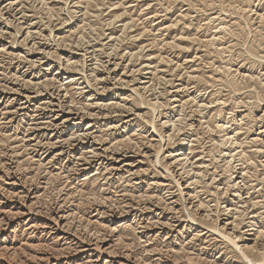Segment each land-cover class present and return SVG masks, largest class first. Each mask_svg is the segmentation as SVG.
Instances as JSON below:
<instances>
[{
	"label": "rangeland",
	"instance_id": "374dc122",
	"mask_svg": "<svg viewBox=\"0 0 264 264\" xmlns=\"http://www.w3.org/2000/svg\"><path fill=\"white\" fill-rule=\"evenodd\" d=\"M12 89L35 91L36 102L23 117L5 113L18 108L12 100L16 95H8L0 109V211L9 196L20 197L22 192L31 194V202L47 217H54L67 202L65 229L69 224L70 231L86 237L94 231L109 233V219L95 217L97 209L123 207L145 188L163 199L178 197L183 210L186 173L178 176L181 166L167 155L172 150L188 153L193 139L198 151L194 160L202 152L216 158L222 142L241 151L247 192L264 200V0H0V92ZM98 94L114 104L95 107ZM206 104L211 106L204 109ZM64 106L81 110L85 127L80 129L92 124L93 135L110 147L99 170H75L74 156H91L87 144L79 153L81 145L64 144L61 158L49 160L54 152L49 144L54 140L50 114ZM226 136L231 140L223 141ZM144 147L149 156L143 164L146 175L136 180L138 189L125 187L119 174L105 171L111 149L139 152ZM152 178L167 186L148 189ZM126 192L131 196H123ZM223 195L217 198L222 207L230 199L223 200ZM215 219L207 222L212 230L208 239L220 226ZM18 222L0 220L2 249H16L14 253L23 257L37 253L34 246L42 251L49 247L63 257L66 242L54 241L42 229L33 237ZM122 229L131 251L145 258V239ZM157 246H162L160 240L151 247Z\"/></svg>",
	"mask_w": 264,
	"mask_h": 264
},
{
	"label": "bare ground",
	"instance_id": "6f19581e",
	"mask_svg": "<svg viewBox=\"0 0 264 264\" xmlns=\"http://www.w3.org/2000/svg\"><path fill=\"white\" fill-rule=\"evenodd\" d=\"M67 78L69 77H66L65 79ZM103 78L105 77H102V79ZM145 78H147L146 75L143 79ZM123 86L121 85V87ZM92 87L93 85H90V88ZM106 88L104 90L102 89L103 93L108 91V89ZM146 88L147 85L144 87V89ZM150 89L151 88H149V90ZM132 90L134 91V93H136L137 91L135 88H133ZM35 93L36 92L32 91L31 89L29 92L28 91L16 92V89H12L11 92L8 91L0 92V109L5 102V99L8 98V95H11L12 97L13 95H16L14 98H12V100L14 101L16 100V102H18V108H16L14 111L9 110L8 112L5 113L6 115H10V116L13 114H20V116L22 115L23 117V115H26V112L32 107V103L35 100L34 99ZM11 96H9L10 99ZM104 98L105 97L103 95L98 94V98H97L98 102L96 101L95 107L97 106L99 108H105L111 104H114L113 102L112 103L108 102ZM50 104L52 107H56L53 101L50 102ZM210 106H207L206 104L203 105V108L207 109ZM75 110H76L75 107L64 106L61 108L58 107V109L51 111L52 114L50 115L52 119L50 120V122L52 123L51 124L52 128L50 130L53 133L51 137L52 138L54 137V140L55 139L56 140L55 141L53 140V142L49 143L52 145L53 147L52 149L54 150V152L52 153L53 155L51 154L52 156L49 160L53 162V160L56 161L61 158L65 150L64 148L61 149L60 147L63 146L64 144H67V146H72V147L81 145L80 147H78V149L76 148L77 150H79L78 153L82 150H85L84 148L85 145L87 144V146L90 147L91 156L89 155L88 157H85L83 153H80L79 156H76L77 158H75L74 156V159H76L75 170H77L78 172L85 171L86 173L92 171L95 168L99 170L102 163L99 161H104L105 159L103 158L105 157L104 153H106L110 149V147L106 146L108 145L107 142L100 141L97 138L98 136L93 135V132L91 131L93 127L92 124H88V126L85 129H80L83 126L84 118L83 115H81L82 112L80 113L81 110L80 111L79 109H77L78 111ZM37 113H38V109H37ZM78 119H80V121H78ZM94 119L95 118H91V120ZM130 120L132 121V119ZM83 127H85V125ZM41 130L42 129L40 128L35 129V131H41ZM67 135L69 136L66 137ZM228 139L231 140V137L226 136L223 139V141L226 142L228 141ZM191 142H190L191 145H189L188 147L189 150L188 153H185L186 151L175 152L174 150H172L173 152L167 155V159H169V161H171L172 164H179L181 166V168L176 172L178 176L183 178L182 175L186 173L185 175L186 178H183L182 180L183 183L181 184V190L184 196L183 197L184 206H185V208H183L184 211L182 210V205L179 203L178 197L177 199H175L176 197L168 196L165 197L166 199H163V197L160 198L156 194H153V192L148 193L149 191L148 190L146 191L145 187H144L145 190H143L142 189L143 187L140 186L142 192H138V193L136 192L137 194H134L132 196L128 195L129 193L127 192L125 194L123 193L124 194L123 196L125 195L131 196L129 198V201H126L123 207L115 208L116 206L115 207L105 206L103 208L97 209L98 213L95 215V217L98 216V218H105L104 220L109 219L107 221L110 223L109 233L94 231V232L86 233L87 236L85 237L80 232L74 233L73 229L72 231H70L69 224L67 225L68 227H66L65 229L66 222L70 217V213H69L70 206L69 207L67 206V202H63L62 204H60L59 207L57 206L58 207V208L56 207L57 209L54 208L55 207L54 206L53 208L54 210L56 209V215L54 217L53 216L47 217L46 214L42 213L38 208L35 207L33 202H31L33 196L31 197V194H29L28 192H22L23 194L22 195L20 194V197L18 195L9 196L8 198L9 200L7 199L8 201L4 203H2L3 201L1 202L4 208H2L3 209L2 211H0V217H1L0 220L6 222L9 218H11L13 221L22 222L21 223L22 226L25 224V226H27V229L30 230L33 237L39 233L40 229H42L43 231H45L47 236L52 237L54 241H63L62 242L63 244L64 242H66V245L64 244V246L62 247L63 252L61 256L63 257H60L58 253H55L54 250H52L49 247L46 248L47 251H42V248H37L36 246H34L35 250H37V253L23 257L17 255V253L16 254L14 253L16 252V249L7 250L4 248L2 249L0 247V264H264V227H261V225H264V200H258V199L255 200V198L249 192H247V190L249 189V185L247 182L248 180L246 181L244 178L245 173L241 172L242 169L244 170L243 167L246 162L241 156V151L238 152L236 151V149L232 148L231 145L226 146L227 144H224L222 142L218 144L219 152L216 158L214 159L212 157L210 158V156L207 153L200 152L201 153L200 156L197 157V159L195 158L194 160L193 159L194 155L198 151L193 149L195 146L194 145L195 140L193 139ZM140 149L141 150L139 152H133L130 149L115 150V153L114 150L111 149L110 150L111 153L109 154L113 156L110 157L109 155L108 161H111V163L108 165L106 163L105 171L109 172L110 175L112 173L119 174L121 182L125 183L122 185H124L125 187L132 188V185H135L136 189H138L139 186L137 187L138 182H136V180H139V178H142L144 177V175H146V168H144L143 164L145 161L144 160L145 156H149L147 154L149 151L147 150V147ZM43 153H47L46 150H44ZM74 162L75 161H73V163ZM51 165L52 163L50 164V166ZM230 171L232 173H230ZM152 181L154 182H149L148 184L149 186L151 185L150 187H148L147 185L148 189L152 188L154 185L157 188H161L162 186H167L165 182H158L159 180H156L155 178H152ZM11 182L9 183L8 181L9 185L12 186L14 181L12 183ZM215 184H217V186H214ZM34 185L36 186L37 184ZM127 190L128 189H126L125 191ZM220 195L225 196L223 200L225 198H228V196L230 197V199L228 198L225 202L223 201L225 204V206L223 205V207L222 205L220 206V203L217 201V198H219L218 196ZM117 199H119V197ZM125 199H127V197ZM134 201H137L138 204H134L133 203ZM214 201H216V204L213 203ZM14 207H18V209L14 211ZM47 207L48 206L46 205V208ZM49 212L51 213V209L49 210ZM215 217H216L215 220L218 223H220L219 224L220 226H218L215 229L217 234L214 233V238L208 239L209 233L212 230H210L207 222L210 220H214ZM125 227L139 234L140 238L145 239L146 254H148L146 255L145 258H142L134 251H131V246L127 244L128 243L126 242L128 241L127 237H125L124 235L125 233H123L122 228ZM0 229L2 230V224H0ZM189 232H191L192 234ZM1 237L2 235L0 234V238ZM157 240L161 241L162 246L161 247L157 246V248H152L151 247L152 244ZM1 242H3V239H0V244ZM31 246L32 245H30V247ZM215 252L218 254H216ZM149 255L150 257L147 258V256Z\"/></svg>",
	"mask_w": 264,
	"mask_h": 264
}]
</instances>
